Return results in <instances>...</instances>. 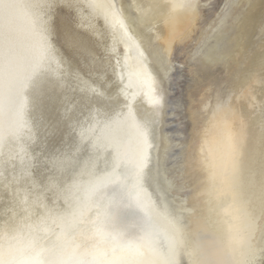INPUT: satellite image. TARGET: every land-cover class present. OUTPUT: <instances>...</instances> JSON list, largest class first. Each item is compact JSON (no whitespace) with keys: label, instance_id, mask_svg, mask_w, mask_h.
Here are the masks:
<instances>
[{"label":"bare ground","instance_id":"1","mask_svg":"<svg viewBox=\"0 0 264 264\" xmlns=\"http://www.w3.org/2000/svg\"><path fill=\"white\" fill-rule=\"evenodd\" d=\"M211 1L111 0L115 21L145 53L160 98L149 104L141 85L133 102L141 124L148 121L153 145L147 187L155 208L149 219L114 185L109 191L118 202L105 231L84 224L62 232L51 221L30 227L33 220L23 218L42 212L41 202L52 208L67 180L91 181L111 171L109 138L119 137L130 154L136 148L127 130L105 127L129 101L111 93L101 97L82 83L98 82L105 55L100 45L110 48L115 30L113 20L88 4L108 0H81L71 8L76 30L103 52L90 51L94 70L86 71L55 40L56 9L35 0H0V39L7 43L0 52V245H14L9 259L264 264V23L255 14L261 0H226L224 8L205 14ZM43 20L55 61L37 48ZM189 40L184 65L190 85L185 101L176 103L170 97L172 56ZM118 50L123 53L122 44ZM217 67L223 76H212ZM178 108L184 123L173 121Z\"/></svg>","mask_w":264,"mask_h":264},{"label":"snow or ice","instance_id":"2","mask_svg":"<svg viewBox=\"0 0 264 264\" xmlns=\"http://www.w3.org/2000/svg\"><path fill=\"white\" fill-rule=\"evenodd\" d=\"M35 3L40 7L55 11L57 8H75L81 4V0H35ZM88 7L99 10L106 20H113L115 30L111 34V47L105 44L100 45L105 55L102 57L104 64L99 73L98 82L83 80L82 83L90 92L101 97L111 93L113 98L122 95L129 101L128 104L122 106L127 108V111L116 112L114 117L108 119L105 127L127 130L136 148L134 153L130 154L119 137L109 138V146L114 152L111 171L96 176L91 181L83 178L67 180L57 190L52 208L41 202L42 212L33 211L24 216L25 222L33 220L30 227L51 221L58 225L62 232L66 228L74 229L84 224L92 225L98 232L105 231L104 224L109 210L118 202L116 196L110 194L109 191L114 185H119L121 190L126 191L149 219L155 208L152 193L147 187L152 168L150 164L153 148L147 131L148 121L145 120L142 125L138 114L133 109V102L139 95L141 85L147 86L145 95L149 104L160 103V98L155 95L152 73L145 63L146 56L139 43L129 34L122 22L115 21L118 9L111 0L104 4L89 3ZM46 25L47 21L43 20L38 34L37 48L41 56L50 57L55 61V50L48 38ZM121 44L123 45L122 54L118 50ZM6 47V41L0 39V52ZM93 63H96L95 59ZM61 203L62 208L59 207ZM10 227V222L5 221L4 228L7 230ZM13 248L14 245L11 242L7 245H0V264H28L26 261L8 258L14 254ZM78 264H84V262H78ZM92 264H103V262L93 261Z\"/></svg>","mask_w":264,"mask_h":264},{"label":"rangeland","instance_id":"3","mask_svg":"<svg viewBox=\"0 0 264 264\" xmlns=\"http://www.w3.org/2000/svg\"><path fill=\"white\" fill-rule=\"evenodd\" d=\"M226 0H212L210 4H205V14L208 11L220 10L224 8ZM203 5V3H202ZM256 20L264 23V0L260 1L258 9L255 11ZM75 20L73 10L66 8H57L55 11V18L53 20V28L55 33V40L60 46L61 50L68 57V59L80 67L82 70H94L92 64H90V51L98 53L99 56L103 55V52L99 45H96V41L85 37V34L76 30L74 27ZM86 38V39H85ZM89 39V41H85ZM92 39V40H91ZM91 41L93 42L91 44ZM95 41V43H94ZM95 44V45H94ZM193 40H189L185 43L182 51L176 52L172 56V61L175 65L173 72L174 84L172 87V93L170 95L173 102H184L188 86L190 85L189 66L184 65V59L186 54L192 49ZM99 49V50H98ZM97 50V51H96ZM101 50V51H100ZM186 64V63H185ZM188 66V67H187ZM223 76L224 71L217 67L212 71V76ZM173 121L178 123H184L183 108L175 110V117Z\"/></svg>","mask_w":264,"mask_h":264}]
</instances>
